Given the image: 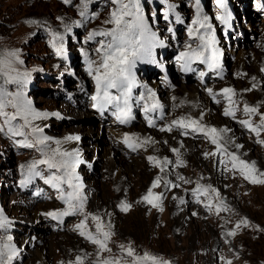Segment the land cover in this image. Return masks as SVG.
Wrapping results in <instances>:
<instances>
[{
	"label": "rangeland",
	"instance_id": "obj_1",
	"mask_svg": "<svg viewBox=\"0 0 264 264\" xmlns=\"http://www.w3.org/2000/svg\"><path fill=\"white\" fill-rule=\"evenodd\" d=\"M140 2L162 44L154 49L155 63L137 62L132 121L122 124L110 112L105 116L92 112L96 84L87 70L89 59L100 62L94 51L100 46L97 41L107 39L96 36L88 41V35L114 27L108 23L117 8L113 0H90L87 7L84 0H0V89L6 94L2 111L15 113L7 102L23 91L32 110L44 114L29 117L30 124L19 116L9 123L0 115V216L9 221L7 229H0V247L10 244L16 249L12 264H78V257L82 264H154L136 259L145 254L169 264H255L241 248L245 231L237 227L235 216L263 226L264 184L246 179L233 167L231 156L254 165V174L264 179L260 176L264 173V10L258 7L264 0H224L223 8L216 0H200V17H208L221 65L210 71L196 61L209 77L205 85L195 74L189 78L177 71L179 53L189 44L196 47L188 35L197 17L196 0ZM81 11L86 15L81 16ZM217 16L226 17L227 23ZM53 33L59 35L57 45H62L64 55H57L52 47ZM167 66L170 81L165 80ZM25 74L28 81L23 88L9 80ZM177 77L184 87L192 83L197 87V103L184 93L172 97ZM224 88L235 91L231 105L235 118L224 114L230 107L221 92ZM149 92L155 93L164 114L154 115V125L140 113L152 103ZM245 106L258 112L246 113ZM180 119L217 129L222 150L206 133L176 126L162 130ZM242 120L251 121L258 132ZM9 128L24 135H13ZM33 128L42 131L33 134ZM126 135L136 143H149L133 150L124 142ZM43 137L48 138L45 144H37ZM57 149L77 154L74 176L78 179L73 183L82 184L85 197L82 212L61 219L45 214L65 210L67 205L59 197L72 188L67 184L54 188L45 181L53 172L62 175L63 169L38 164L35 171L40 176L29 172L30 165ZM150 156L160 164L150 161ZM61 159L71 158L56 156ZM157 178L160 183L153 188ZM150 189L161 195L160 207L142 199ZM38 192L42 195L36 196ZM122 203L130 205L128 211L121 209ZM96 216L104 231L111 232L105 250L81 235L84 231L103 239ZM85 220V228H77ZM232 232L235 235H229ZM128 247L134 249L133 256L124 251Z\"/></svg>",
	"mask_w": 264,
	"mask_h": 264
},
{
	"label": "snow or ice",
	"instance_id": "obj_2",
	"mask_svg": "<svg viewBox=\"0 0 264 264\" xmlns=\"http://www.w3.org/2000/svg\"><path fill=\"white\" fill-rule=\"evenodd\" d=\"M70 2V0H65V3ZM90 0H84V6L87 7V4ZM113 3L117 5V8L111 13V20L108 23L114 25L109 30L97 32L93 30L88 35V41H92L96 36H101L107 38L104 42L97 41L99 47L94 51L100 54V62L97 64L96 61L88 60V73L93 76L96 84V94L92 97L96 101L94 105L98 109H105L109 106H112L115 110L112 112V115L120 123H127L132 119V89L136 85L134 69L137 62H150L155 63L154 59V49L161 45L162 42L158 40L156 33L151 31L150 26L148 25L146 18L142 11V5L140 0H113ZM216 3L220 7H224V0H216ZM196 12L197 17L193 20V27L188 29V35L192 38L193 42L196 43V47L193 48L191 44L188 45V48L180 52L176 57L178 61L181 62L182 70L185 72L194 71L191 68V63L199 61L203 64H206L210 71H214L221 67L220 65V55L219 50L214 47L216 41L215 37L210 34L211 25L208 23V17H200V0H196ZM261 7V10H264V5H258ZM81 16H85L84 11L80 12ZM216 19L227 23V18L224 16H217ZM207 30V31H202ZM52 47L55 49L57 55H64V49L61 46L57 45V41L60 40V37L57 33H53ZM198 41V43H197ZM83 51V50H82ZM85 57L88 56L87 52H84ZM2 64V62H0ZM3 72V67L0 66V73ZM201 79H203L205 73H199ZM10 81H15L21 88H23L27 81L28 76L25 74L23 76L9 77ZM116 89L119 94H113L111 90ZM250 90V89H248ZM207 91L213 95V90L208 88ZM225 98L228 100L230 105L229 108L225 109L224 114L227 116H232L235 118V109L231 107L234 104L232 96L235 95V91L232 88H224L221 90ZM6 94L0 89V115H3L8 118V122L15 120L18 116L23 117L25 124H30L29 117L32 119H38L44 114L35 113L29 102L23 99V91L15 93L14 99L9 100L7 103L11 104L12 107L16 108L15 113L3 112L2 109L6 106L4 102V96ZM149 97L152 100V103L146 104L144 107V112L146 114L154 112L156 109L160 108L161 105L155 98L154 92H149ZM139 99L143 100L144 97L141 96ZM219 102V101H217ZM244 111L246 113H256L258 112L257 108L245 106ZM148 123L154 125V121L149 119ZM241 124L245 125L252 131L258 132L257 127H253L251 121L242 120ZM261 125H264V119L261 120ZM180 127L184 129L191 128L195 132L206 133L212 140V143L218 145V151L222 150V146H219L218 136L219 133L215 128H206L203 125H200L199 121L189 120L185 121L184 119L175 120L172 122V125H169L166 131H172V127ZM0 131H3V128H0ZM9 131L13 135H24L23 132L16 130L13 131L9 128ZM42 130L39 128H33V134L39 133ZM185 134H187L185 132ZM47 137H43L37 140V144L44 145ZM69 139H79V137H69ZM125 144L133 150L143 147L149 141L145 140L140 143H136L132 137L125 136ZM32 144H27V147H33ZM173 152H178V149H172ZM215 153H213L214 155ZM77 154L63 152L61 153L58 149L54 151L52 156H47L46 158L34 162L30 165L29 172L33 176H40L39 171H35L38 164L47 165L49 169L61 170L63 169L62 175H56L55 172L45 181L46 183L52 185L54 188H61L62 184H67L72 188L71 192H68L67 195L61 194L59 199L64 201L67 205L65 210H57L48 212L45 215L52 217L54 219H61L64 216L72 215L75 213L82 212L84 210V201L85 197L81 195L82 184L73 183L74 179L78 177L74 176L76 165L79 163L74 157ZM208 155V154H206ZM56 156L68 157L71 159H61L56 160ZM150 161L154 164L159 165L160 161L155 157H148ZM234 168H239L242 174L248 179L251 183H261L264 184V179H260L259 176L255 175L254 165H249L245 161L239 160L235 155L231 156ZM260 176H264V173H261ZM183 179V177H181ZM27 180L24 181L26 183ZM160 183L159 178H157L152 187H157ZM146 203L152 205L153 207H160L159 201L161 200V195L154 194L151 189L149 192L142 198ZM121 209L123 211H128L130 205L121 204ZM162 210V209H161ZM98 221L97 230L103 236V239L95 238L91 233H86L81 231V235H86L88 239L92 240L95 244L100 246L101 250L107 249V240L111 237L110 231H104V225L100 223V217H93ZM243 223H247L244 221ZM9 226V221L0 216V229H7ZM86 226V220L82 221L81 224L77 225V228L83 229ZM239 227V225H237ZM229 235H235V232L229 233ZM11 240V237H8ZM123 248V246H121ZM129 256L134 255V249L128 247L124 249ZM16 249L10 244H4L0 247V264H12L13 257L16 256ZM137 260H146L152 261L154 264H169L167 261H160L154 256L145 254L144 257H137ZM78 264H82L81 259L77 258ZM102 264H110L109 261H103ZM228 264H231L229 261Z\"/></svg>",
	"mask_w": 264,
	"mask_h": 264
},
{
	"label": "trees",
	"instance_id": "obj_3",
	"mask_svg": "<svg viewBox=\"0 0 264 264\" xmlns=\"http://www.w3.org/2000/svg\"><path fill=\"white\" fill-rule=\"evenodd\" d=\"M236 224L244 229V237L241 239V248L247 257L255 264H264V224L256 227L241 216L236 215ZM246 221L247 223H243ZM253 226L252 229L249 227Z\"/></svg>",
	"mask_w": 264,
	"mask_h": 264
},
{
	"label": "bare ground",
	"instance_id": "obj_4",
	"mask_svg": "<svg viewBox=\"0 0 264 264\" xmlns=\"http://www.w3.org/2000/svg\"><path fill=\"white\" fill-rule=\"evenodd\" d=\"M167 74V73H166ZM192 76L190 75L189 76V78H191ZM181 78V77H180ZM180 78L179 77H177L176 78V82H175V84H176V88H175V91L173 92V94H172V97H174V98H180L179 97V95H181L182 93H184V94H188L187 96L190 98H188V100L189 101H192V100H194L195 99V102L197 103V101H198V99H197V97L199 96V94L197 95L196 93H197V87H195V85L192 83V84H189L188 85V87L187 86H183V85H181V80H180ZM173 79V78H172ZM192 85H194V87L192 86ZM157 93V92H156ZM201 94V93H200ZM175 95H178V96H176L175 97ZM202 95L203 94H201V96H200V98L202 99ZM148 98V97H147ZM158 98V97H157ZM193 102V101H192ZM172 105V104H171ZM142 132V131H141ZM136 133H138V132H136ZM139 134V133H138ZM140 136H141V134H140ZM121 160V159H120ZM125 160V159H124ZM122 161V160H121ZM128 162V161H127ZM124 163V162H123ZM123 163H120V167H129V166H127L129 163H127V164H123ZM126 163V162H125ZM23 214H25V212L23 213Z\"/></svg>",
	"mask_w": 264,
	"mask_h": 264
}]
</instances>
